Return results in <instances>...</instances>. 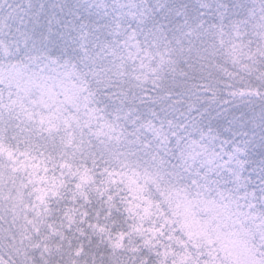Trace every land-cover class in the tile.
Returning a JSON list of instances; mask_svg holds the SVG:
<instances>
[{
  "label": "trees",
  "instance_id": "obj_1",
  "mask_svg": "<svg viewBox=\"0 0 264 264\" xmlns=\"http://www.w3.org/2000/svg\"><path fill=\"white\" fill-rule=\"evenodd\" d=\"M53 2L62 38H0V262L264 264V0Z\"/></svg>",
  "mask_w": 264,
  "mask_h": 264
},
{
  "label": "rangeland",
  "instance_id": "obj_2",
  "mask_svg": "<svg viewBox=\"0 0 264 264\" xmlns=\"http://www.w3.org/2000/svg\"><path fill=\"white\" fill-rule=\"evenodd\" d=\"M33 1L13 0L4 14L0 2V38H62L53 0H38L35 9L41 8L40 14Z\"/></svg>",
  "mask_w": 264,
  "mask_h": 264
},
{
  "label": "snow or ice",
  "instance_id": "obj_3",
  "mask_svg": "<svg viewBox=\"0 0 264 264\" xmlns=\"http://www.w3.org/2000/svg\"><path fill=\"white\" fill-rule=\"evenodd\" d=\"M153 83H155V82H153ZM201 87H204L207 91L212 92L213 98H215V91L211 87H209L207 85H202ZM84 99L87 100L88 97H85ZM48 106L49 105L47 103H45V107H48ZM90 111H94V109H90ZM47 118L48 117H43V119H47ZM149 126L150 125H145V127H149ZM155 133L157 136L160 135V131L158 129H155ZM101 154L103 155V149H101ZM175 167L176 166H173V168H175ZM158 174H159V170L157 171V173H147L146 172L144 174L143 178L145 179L146 183H147V181H151L152 183L157 184V192H159L163 196L162 201H155L156 208L160 209L162 203H168L169 207H171L172 201L170 200L169 195H164V191L176 190L177 192H179V189L174 188V189H165L164 191H161L159 184H158V181L155 178L156 175H158ZM171 175L177 177L178 183L183 180V177L180 176V174L178 172H172ZM82 178L90 179V177H82ZM192 183H196V182L193 180ZM126 187L129 189V192L132 196L133 201L138 200V199L139 200L146 199V197H144L142 195H138L139 193H143L146 190V184L141 185L138 182V179H134L131 176L127 177ZM147 199H148V206L144 207V209H143V212L145 214L143 218H147L148 216L151 215L149 209L154 202L153 198H147ZM128 203L131 205L129 207L128 211H131L135 214L136 209L140 207V204H133L132 201H128ZM192 203H193L192 200L185 197L183 212L178 213L177 211L173 210V215L174 216L175 215H181L182 216V218H183L182 221H178L182 231H184V234L188 237L189 240L192 241L194 246L199 248V247H201V244L198 242L199 238L201 236H204L205 238H207V233L203 229L197 230L196 226L199 225L200 222L198 220H196L195 214L191 211ZM161 215H163L162 211H161ZM165 223H172V220L165 217ZM262 223H264V221H262ZM161 227H163V225H161ZM149 231H153V230L149 229ZM181 243H183V241ZM207 243L212 244L213 241L211 239H208ZM199 255L203 256V255H205V253L201 252V253H199ZM207 255L211 257L212 252L209 251L207 253ZM261 256L264 257V253H261ZM185 262H187V264H214L213 259L199 261V260H196L195 258H192L190 253L181 258V264H185ZM0 264H2V262H0ZM253 264H259V262L253 260Z\"/></svg>",
  "mask_w": 264,
  "mask_h": 264
}]
</instances>
